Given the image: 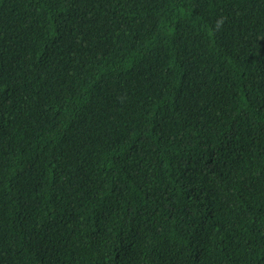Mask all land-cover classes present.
Here are the masks:
<instances>
[{"label": "trees", "instance_id": "16d2710c", "mask_svg": "<svg viewBox=\"0 0 264 264\" xmlns=\"http://www.w3.org/2000/svg\"><path fill=\"white\" fill-rule=\"evenodd\" d=\"M0 264H264V0H0Z\"/></svg>", "mask_w": 264, "mask_h": 264}, {"label": "clouds", "instance_id": "9594fccd", "mask_svg": "<svg viewBox=\"0 0 264 264\" xmlns=\"http://www.w3.org/2000/svg\"><path fill=\"white\" fill-rule=\"evenodd\" d=\"M85 76L84 72L78 71L72 79L78 84H84ZM37 116L40 121L50 127L49 140L66 138L82 126V118L77 105L72 100L63 99L59 96L47 99L38 109ZM13 121L14 119L10 123ZM209 154L222 161L237 156V154L231 153L219 145L215 146Z\"/></svg>", "mask_w": 264, "mask_h": 264}]
</instances>
